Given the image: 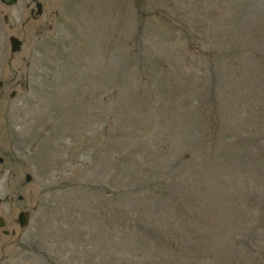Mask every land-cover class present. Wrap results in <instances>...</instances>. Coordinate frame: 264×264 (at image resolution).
Instances as JSON below:
<instances>
[{
	"label": "rangeland",
	"instance_id": "rangeland-1",
	"mask_svg": "<svg viewBox=\"0 0 264 264\" xmlns=\"http://www.w3.org/2000/svg\"><path fill=\"white\" fill-rule=\"evenodd\" d=\"M38 1H0L1 264H264V0Z\"/></svg>",
	"mask_w": 264,
	"mask_h": 264
},
{
	"label": "water",
	"instance_id": "water-1",
	"mask_svg": "<svg viewBox=\"0 0 264 264\" xmlns=\"http://www.w3.org/2000/svg\"><path fill=\"white\" fill-rule=\"evenodd\" d=\"M4 4L8 6H13L17 4L18 0H1ZM39 7V13H42V8L41 5H38ZM5 21H8V17H5ZM10 43H11V49L13 53H18L22 50L23 42L19 40L17 37H11L10 38ZM16 95V92L12 93L11 98H14ZM27 182H30L32 180L31 175L26 176ZM24 199L23 196H19V200L22 201ZM2 201L0 200V204ZM19 222L22 227H26L28 224V214L27 213H20L19 215ZM6 222L3 218H0V228L5 227Z\"/></svg>",
	"mask_w": 264,
	"mask_h": 264
},
{
	"label": "trees",
	"instance_id": "trees-1",
	"mask_svg": "<svg viewBox=\"0 0 264 264\" xmlns=\"http://www.w3.org/2000/svg\"><path fill=\"white\" fill-rule=\"evenodd\" d=\"M235 238H236V236H234V237H225V241H226V243H227V245H228L229 247H231L230 245H233V240H234ZM249 245H250V244H249ZM225 256H226L227 259L232 258V264H237L238 261H239V259H238L236 256L233 255V249H231L230 252H227V253L225 254Z\"/></svg>",
	"mask_w": 264,
	"mask_h": 264
},
{
	"label": "flooded vegetation",
	"instance_id": "flooded-vegetation-1",
	"mask_svg": "<svg viewBox=\"0 0 264 264\" xmlns=\"http://www.w3.org/2000/svg\"><path fill=\"white\" fill-rule=\"evenodd\" d=\"M20 1H21V0H20ZM20 1H19V2H20ZM32 2L34 3L35 8H34V9L31 8V5H33L32 3H29V4H28V8H30V12H31V14L35 16V10H38V9H39V8H38V5H41L42 10H43V5H42L38 0H32ZM37 8H38V9H37ZM36 15H37V14H36Z\"/></svg>",
	"mask_w": 264,
	"mask_h": 264
}]
</instances>
